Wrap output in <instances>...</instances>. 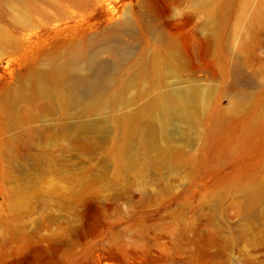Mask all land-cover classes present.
Instances as JSON below:
<instances>
[{
	"label": "rangeland",
	"instance_id": "rangeland-1",
	"mask_svg": "<svg viewBox=\"0 0 264 264\" xmlns=\"http://www.w3.org/2000/svg\"><path fill=\"white\" fill-rule=\"evenodd\" d=\"M91 1L85 6L71 0L49 1L56 4L32 18L24 30L30 35L18 53L0 51V89L16 71L24 70L32 54L62 52L81 44L84 34L96 35L138 9V0ZM176 1L145 0L159 14L163 27L196 45L194 56L202 70L192 64L195 70L187 68L181 82L195 76L200 86L211 84L213 111L221 110L220 127H206L198 136L173 133L175 152L190 163L184 170L151 167L141 158L129 165L123 152L120 163L116 148L129 120L119 114H134L144 102L137 99L128 107L103 110L102 114L111 111L107 125L114 131L92 161L68 150L58 156L67 165L57 171L31 173L26 158L23 171L10 163L11 179L0 182V264H264V200L249 192L264 187V0L216 1L223 6L221 15L216 13L219 22L227 18L232 5L226 41L229 61L238 60L235 80L234 70L214 66L204 40L192 37L200 20L199 13L194 15V0H183L179 15L173 12ZM115 76L109 75L108 92L118 88ZM144 88L128 89V99ZM240 93L244 104L232 113L227 99ZM13 131L0 133V147ZM58 143L63 141L52 148ZM2 150L0 167L8 165ZM100 160L107 167L101 182L70 187L68 176L90 166L98 173Z\"/></svg>",
	"mask_w": 264,
	"mask_h": 264
},
{
	"label": "bare ground",
	"instance_id": "bare-ground-1",
	"mask_svg": "<svg viewBox=\"0 0 264 264\" xmlns=\"http://www.w3.org/2000/svg\"><path fill=\"white\" fill-rule=\"evenodd\" d=\"M49 1L52 0H0V51L18 53L24 46L25 36L30 35L24 30L32 24V18L43 15L47 6L56 4ZM71 1L84 6L90 3V0ZM214 1L194 0V15L199 13L200 20L192 37L197 41L204 40L208 56L215 59L214 66L223 64L234 70L235 80L238 60L229 61L226 41L232 5L228 7L227 18L219 22L216 13L221 15L223 6ZM182 2L177 0L173 6L177 15L182 13ZM72 7L69 8L73 10ZM137 8L135 13H125V17L96 35L84 34L81 44L74 43L62 52L32 54L24 64V70L16 71L14 79L0 89V133L14 130L3 138L0 147L8 161L7 166L0 167V182L11 179L12 162L16 170L23 171L22 159L25 158L31 173L60 170L59 166L67 164L58 156L68 150L92 161L96 150L106 145L108 135L114 131L107 125L111 111L102 114L103 110L114 106L128 107L137 99L144 102L137 105L134 114L126 111L119 114L121 119L129 120L116 148V160L120 163L123 152L129 165L141 158L151 167L184 170L190 163L175 152L178 149L172 143L173 133L183 131L182 135L198 136L206 127H220L221 110L213 111L211 84L200 86L195 76H189L187 83L181 82L180 77L187 68L202 70L194 56L196 45L187 37L175 35L163 27L159 14L145 0H138ZM124 35L132 40L125 39ZM132 42L140 45L134 48ZM149 47H152L150 55L147 54ZM133 65H138L136 70L132 69ZM122 72L125 73L123 77ZM215 72V69L210 71L211 78ZM111 74H118L115 92L107 91ZM140 85H144V90L128 99V89ZM243 99L241 93L238 97L229 96L227 109L237 112L244 104ZM58 140L63 143L52 148ZM100 161L98 173H93L90 166L68 176L70 187L87 181L101 182L107 167L106 161ZM249 192L264 200V187Z\"/></svg>",
	"mask_w": 264,
	"mask_h": 264
}]
</instances>
